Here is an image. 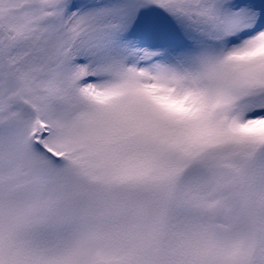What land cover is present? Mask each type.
<instances>
[{
	"label": "snow or ice",
	"instance_id": "snow-or-ice-1",
	"mask_svg": "<svg viewBox=\"0 0 264 264\" xmlns=\"http://www.w3.org/2000/svg\"><path fill=\"white\" fill-rule=\"evenodd\" d=\"M0 264H264V0H0Z\"/></svg>",
	"mask_w": 264,
	"mask_h": 264
}]
</instances>
